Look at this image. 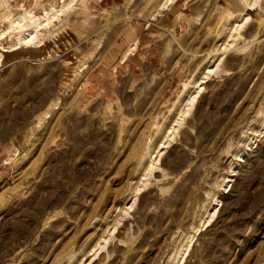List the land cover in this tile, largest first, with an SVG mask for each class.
<instances>
[{
  "label": "rangeland",
  "instance_id": "1",
  "mask_svg": "<svg viewBox=\"0 0 264 264\" xmlns=\"http://www.w3.org/2000/svg\"><path fill=\"white\" fill-rule=\"evenodd\" d=\"M4 31L0 264H264V0H0Z\"/></svg>",
  "mask_w": 264,
  "mask_h": 264
},
{
  "label": "bare ground",
  "instance_id": "2",
  "mask_svg": "<svg viewBox=\"0 0 264 264\" xmlns=\"http://www.w3.org/2000/svg\"><path fill=\"white\" fill-rule=\"evenodd\" d=\"M25 18H26V16H21L19 21H15V24H16L17 27L26 29L28 32H26V34H20L16 44L10 45L8 47H4V49H6V48L13 49V48L18 46V43H21V42L25 43L26 45L27 44L30 45L31 43H35L36 41L40 42V36H39V33L37 32L38 26H42L44 24L47 25V24H49L51 22V16L49 15V13H46L45 16H44L43 20H44L45 23L44 22H39L37 24V22L39 20L35 19V18L29 19L30 23H26L25 22ZM21 22H25V23L22 24ZM30 24L35 27V29L32 30V31H29V28H28V26ZM4 34H5V31L2 32L0 36H3ZM1 57H2V52H0V58ZM192 97L194 98L195 96H192Z\"/></svg>",
  "mask_w": 264,
  "mask_h": 264
}]
</instances>
